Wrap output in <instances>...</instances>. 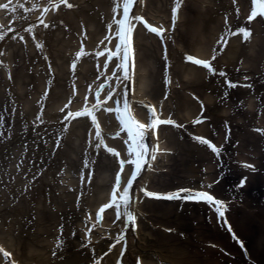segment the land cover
<instances>
[{
    "label": "bare ground",
    "instance_id": "obj_1",
    "mask_svg": "<svg viewBox=\"0 0 264 264\" xmlns=\"http://www.w3.org/2000/svg\"><path fill=\"white\" fill-rule=\"evenodd\" d=\"M123 2L0 0V5L9 4L7 9L0 8V31L6 32L0 39V241L24 264H86L90 251L82 247L83 238L85 242V237H91L90 244L102 246L116 240L114 231L105 236L90 233L88 221L106 203L105 193L116 182L120 161H125L122 179L131 171V165H126L130 157L120 150L125 138H116V131L110 137L120 150H116L119 157L113 158L106 149L96 148L92 125L81 117H65L94 103L99 110V114L91 111L95 119L108 124L106 129L117 128L109 116L112 113L107 115L116 97L109 101L108 91L104 95L107 89L100 85L106 84L107 67L114 69L118 63L109 58L107 46L118 28L110 22L121 13ZM250 2L181 0L177 8V0H133L132 12L144 17L143 23L141 19L133 23L131 31L136 41L131 60L138 89L131 96L133 106L139 100H152L165 120L175 122L162 131L166 137L156 161L148 165L141 161L147 170L139 172L134 184L137 193L142 183L149 182L156 190L175 188L187 180L197 189L211 185L217 198L232 200L228 216L250 236L246 258L264 264V20L246 23ZM246 25L254 30L247 39L238 33L247 30ZM149 26L160 32L163 27L165 41ZM188 55L204 56L214 71L186 61ZM229 82L237 86L229 87ZM198 118L202 122L194 123ZM144 137L146 150V142L152 141L153 146L155 141ZM196 137L218 143L217 159ZM159 145L157 140L155 146ZM219 155L243 165L230 167L227 161L220 162ZM256 176L260 180H254ZM243 178L244 186L238 187ZM131 196L129 206L140 209L143 217L140 231L129 243L130 259L138 253L148 264H157L156 255L175 264L192 259L218 264L243 253L213 215L215 226L210 225L203 205L184 211L173 208L176 204L148 200L141 193ZM171 228L173 233L167 237L166 230ZM174 239L177 243L171 246ZM241 239L249 249V239ZM211 242L223 251L206 246ZM58 243L63 247L58 248ZM118 249L110 258L118 256ZM2 259L0 254V264Z\"/></svg>",
    "mask_w": 264,
    "mask_h": 264
},
{
    "label": "snow or ice",
    "instance_id": "obj_2",
    "mask_svg": "<svg viewBox=\"0 0 264 264\" xmlns=\"http://www.w3.org/2000/svg\"><path fill=\"white\" fill-rule=\"evenodd\" d=\"M61 2L62 3L66 2V0H61ZM180 2H181V0H177V8L179 7ZM9 3H11V0H9ZM132 3H133V0H124L123 18L115 21V23L120 26L117 29V35L119 36L121 43L116 45L117 52L111 53L109 58H111V55H118L119 50L121 49V45H123V52H124L123 59L125 62L128 59V49H129L128 34H130L132 31V25H131V19L132 18L129 16V10H130ZM252 4H253V9H252L250 16L248 17L249 21L254 19L257 15L264 16V0H252ZM67 6L72 7L71 4H68ZM34 7H35V5H34ZM0 8L7 9V8H9V4L6 3L3 5H0ZM177 8L173 9V22H175ZM45 11H47V9H45ZM114 11H115V9H114ZM136 19L139 20L141 18L136 17ZM45 27H47V25H45ZM109 27L111 28V25H109ZM149 28H150L151 32L160 35V31L157 28L150 27V26H149ZM26 31L31 32V28L26 29ZM238 33H242L244 35L245 39H247L251 35V32L246 30V29H239ZM232 34L234 35L237 33H232ZM5 35H6V32L0 31V39H3ZM21 39H23V37H21ZM37 47L38 48L42 47V45L38 44ZM213 59H215V56H213ZM186 60L193 62L196 65H201V66L209 69V71H214V69L211 68L209 61L200 60V59L194 58L193 56H190V55L186 56ZM74 66L75 65H73V67ZM120 66L123 67L124 65L122 64ZM125 73H126L125 78H128L126 67H125ZM220 75H224V73H220ZM228 86L229 87H236L237 85L229 82ZM249 87H250V85H249ZM98 94H99V90H97V95ZM45 95H47V93H45ZM95 107H96V105H93V108H95ZM124 107H125V114H121L119 108L115 109V111L117 112V119L120 120V123L123 126V130L127 131L128 136H129V140L131 141V143L129 144V147H128V154L130 156H132V155L135 156L134 159L127 161V163L135 165L136 171L133 172L132 177L129 179L127 186H125L123 191L120 192L119 199H117L116 193H117V189H119V187H120V175H119V173L117 174L116 183H115V186L113 187V190H112V201L110 204L104 205L100 209V212H103L105 208L112 207V205L114 204L116 207L117 219H119L121 216H124L126 219V222L132 223V222H134L135 217L129 209V205L131 203V199L129 196V190L131 188L132 181L135 179L136 174L138 173V171L141 168L142 157L145 155V146L142 143V139H143V136L145 134L146 128H153L154 129L159 124H175V122L172 121L171 119L160 120L159 118H156L155 117V109L152 107H149V109H148V111H149V124L147 126H145L144 124H140L139 122H137L132 117L130 111L127 110V107H128L127 101H125ZM202 107H203V105H202ZM107 111H113V109H107ZM91 114H92L91 110L85 109L82 112H77L74 114L68 113V115L65 117V119L76 118L79 116L91 115ZM37 119H39V117H37ZM201 122L202 121L199 118L196 121H194V123H201ZM0 123H2V117H0ZM93 123H96L94 116H93ZM97 128H98V125H97ZM257 131H262V130L257 129ZM96 134L99 137V135H100L99 131H97ZM2 138H3V134L0 133V139H2ZM195 139H197L200 143L207 145L214 153L219 154L220 150L214 144H212L210 141H208L206 138L196 137ZM102 143H103V140L101 139L100 144H102ZM100 144H98L97 147H99ZM107 151L111 152L113 155H116V156L119 155V153L115 152L114 149L107 148ZM152 158L155 159L154 153L152 155ZM124 164H125V161L121 160L120 161L121 171L123 170ZM85 167H88L87 161L85 162ZM245 167L252 168L253 166L245 165ZM245 180H246V178L241 179L238 187H243ZM208 187H211V185H209ZM182 193L184 195H181ZM145 194L149 197H155L158 199L159 198L168 199V200L182 199V200H195L198 202H200V201L205 202L212 207V209L217 214L218 219L224 218L225 212L227 211V205L223 201L216 199L209 192L193 191L191 189H180L176 192H171V193H167V194H158V193H152V192H146ZM122 206H123V211H121ZM97 215L99 217V213ZM225 223H227L226 219H225ZM228 230L231 231L230 226L228 227ZM233 238L236 239L234 234H233ZM57 247L62 248L63 244L58 243ZM0 251H2V249H0ZM54 254H55V252H54ZM4 255H5V257H7L9 254L4 253ZM137 264H138V262H137Z\"/></svg>",
    "mask_w": 264,
    "mask_h": 264
},
{
    "label": "rangeland",
    "instance_id": "obj_3",
    "mask_svg": "<svg viewBox=\"0 0 264 264\" xmlns=\"http://www.w3.org/2000/svg\"><path fill=\"white\" fill-rule=\"evenodd\" d=\"M172 243H174V244H176L177 242L175 241V239L172 241ZM172 243H171V245H172Z\"/></svg>",
    "mask_w": 264,
    "mask_h": 264
}]
</instances>
